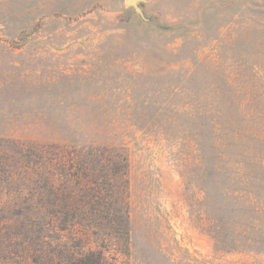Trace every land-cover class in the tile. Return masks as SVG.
<instances>
[{
	"label": "rangeland",
	"instance_id": "rangeland-1",
	"mask_svg": "<svg viewBox=\"0 0 264 264\" xmlns=\"http://www.w3.org/2000/svg\"><path fill=\"white\" fill-rule=\"evenodd\" d=\"M138 7L0 0V205L63 186L70 146L109 147L128 162L129 242L73 244L116 264H264V0Z\"/></svg>",
	"mask_w": 264,
	"mask_h": 264
},
{
	"label": "trees",
	"instance_id": "trees-1",
	"mask_svg": "<svg viewBox=\"0 0 264 264\" xmlns=\"http://www.w3.org/2000/svg\"><path fill=\"white\" fill-rule=\"evenodd\" d=\"M5 143L2 153H23ZM70 147L63 166L69 179L61 177L63 186L53 183L46 189L24 183L0 205V264H116L106 257V250H85L75 239L73 244L74 231L105 233L128 244L126 156L103 146ZM33 197L37 200L29 203Z\"/></svg>",
	"mask_w": 264,
	"mask_h": 264
},
{
	"label": "water",
	"instance_id": "water-1",
	"mask_svg": "<svg viewBox=\"0 0 264 264\" xmlns=\"http://www.w3.org/2000/svg\"><path fill=\"white\" fill-rule=\"evenodd\" d=\"M147 0H126V4L128 6H132L135 8L136 12L140 14V16L143 17V13L141 9L138 7L139 4L146 2Z\"/></svg>",
	"mask_w": 264,
	"mask_h": 264
}]
</instances>
